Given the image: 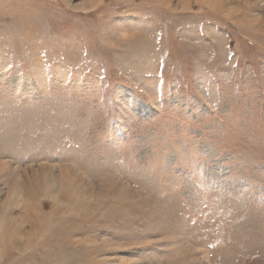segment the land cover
I'll use <instances>...</instances> for the list:
<instances>
[{
    "label": "rangeland",
    "instance_id": "rangeland-1",
    "mask_svg": "<svg viewBox=\"0 0 264 264\" xmlns=\"http://www.w3.org/2000/svg\"><path fill=\"white\" fill-rule=\"evenodd\" d=\"M0 264H264V0H0Z\"/></svg>",
    "mask_w": 264,
    "mask_h": 264
}]
</instances>
